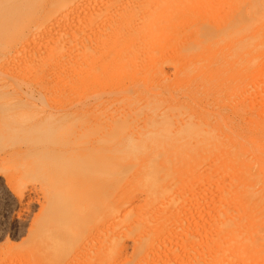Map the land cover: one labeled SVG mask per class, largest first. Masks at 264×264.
<instances>
[{
  "label": "bare ground",
  "instance_id": "bare-ground-1",
  "mask_svg": "<svg viewBox=\"0 0 264 264\" xmlns=\"http://www.w3.org/2000/svg\"><path fill=\"white\" fill-rule=\"evenodd\" d=\"M81 1H83V0H80L79 2L77 1V3H76V0H0V40L5 39L7 34L9 37L13 36V35L15 36V32H19L18 30L22 31V33L19 32L22 37L24 34L25 35L26 34L32 35L33 33L36 34V32H38L37 29H39V28L44 29V26H45L44 23L46 21H48L49 19L51 20V17L53 19V16L54 17L58 16V15L62 16L60 13H64V12H65L64 14L68 13L67 11L70 10V8H72L75 3L78 4L77 5L78 7L82 6L79 3H83L84 1L83 2H81ZM120 1H122V0H120ZM255 1L257 3V0H255ZM260 1L261 2L263 1L262 4H264V0H260ZM260 1L258 0V6H261ZM73 2H75V3L72 4ZM151 2H152V0L149 1V3L147 0V4H150ZM132 3H133L132 7H134V8L138 4L137 0L136 1L133 0ZM256 3L253 1L252 4L253 5L255 4V7L253 5L250 6V8L254 7L253 8L254 10L252 8L250 9L251 11H253V13L256 11L255 9H257ZM259 3H260V5H259ZM70 4L72 5V7L67 9V6ZM75 5H74V7H75ZM110 5L111 4H109V6ZM145 5H146V3H145ZM174 5L172 8L170 6L168 8V10L171 8L170 10L172 11V9H173V11H174L175 8L178 7L176 5H175L176 7H174ZM77 6L75 7L76 11L81 10L83 8L82 11H83V14H85V11H86V10L84 11L85 7L83 6L82 8L79 7L80 9H77ZM151 6H153V4L146 6L148 8V11L152 10V12L156 13L155 10L153 9V7H151ZM263 7H261V8H263ZM64 8H66V10H64ZM109 8L110 7L106 6L107 10ZM147 8H146V10H147ZM261 8L258 10L262 11ZM116 9H117L118 15L122 16V14H123L122 10L124 11V9H122L121 7H116ZM176 9L178 10L179 7ZM63 10H64V12H62ZM74 10H73V12H75ZM146 10L144 9L143 11L146 12ZM70 11H72V10H70ZM134 11H136V9ZM230 11H228V10L224 11L223 10V12H227V13H225V14L222 13L223 15L220 14L221 17H219V19H220L221 23L224 24V22L228 19L226 17H229L228 14L229 15L231 14V13H229ZM242 11L244 13L243 16L244 17H245V15L247 16V12L245 14L244 10H242ZM81 12L79 13V11H78L77 13L81 14ZM126 12H127V10H126ZM174 12H172L173 15H176V13L178 11L176 12V10H175ZM258 13L255 12L253 16H255V14L258 15ZM261 13L264 14V10ZM261 13H259L260 16H261ZM64 14H63V16L66 17V15H64ZM70 14L71 13H69V15ZM101 14H103V13H100V15ZM150 14L152 15V13H150ZM248 14H250V16H251V13L248 12ZM134 15L131 17L133 18ZM137 15H135L137 19L134 17L133 21L130 18V23L136 22V24H137L139 22L140 23L142 22V21L137 22L138 17H139ZM59 16L57 17L59 20H60V18H63V16L60 18H59ZM84 16L85 15L82 16V14H81L80 18L82 17L84 20ZM154 16H155V14H154ZM240 16H242V15H240ZM243 16L241 17V19L237 18L238 20L235 18L236 19V21L234 22L235 24L233 23V25L230 26L232 28H230V27L226 28L224 35H223L224 37L226 36L229 38L231 36V38H233V40H235V38L237 39V37H238L236 35V33L239 35V37L241 35L240 32L243 33L245 31H246L247 35L248 34L250 35L249 40H248L250 43L247 41V43H248L247 47H246V45L243 46V44H241L242 42L240 43V41L242 39H243V42L246 43V41H244V40L248 39L247 38L248 36L246 37L245 34H243V36L241 35V37H243L242 39L240 38L241 40L238 38V41L236 40L237 42L234 41L235 45L233 44L234 46L232 45L233 46L232 48H234L233 50L235 51V53L232 49H231L232 51H229V52H233L232 56L236 57V59H238V60L240 59L239 57H237L238 55L239 56L243 55L245 57L240 56L241 57L240 60H242V61L237 60L238 62L237 61L234 62V65L230 68L223 66V65L217 66V63H216L217 61L212 62V58H213L212 53L213 52H211V51H213V49H212L213 39L215 38V35L217 34L216 30L218 29L217 28L218 26L215 28V26L213 25V28L210 31L205 30L203 28H199L197 31L195 30L194 37L191 40H187L188 39L187 38L186 39L187 41L185 40L186 41L185 45H182V44H184V42L181 43V46H182L181 51H180L181 55H179L178 58L180 57V62H183V63L185 62V63L182 65V68H180L179 74L181 75V73H182V74H186L188 76H193L194 80H198L200 82V89H201L200 93H191L189 91H185V92L189 93V95L192 98V103H189V102H191V99H190V97L188 98V99H190L188 101L189 104L188 103L183 104L182 102L178 101V99H177L178 96L176 94L173 95L172 97L168 98V99H164L162 97L163 94L161 93V91L159 92V89H158V93H153V91H151V92L149 91V88L156 90L154 85H156L157 83L159 85L166 78L165 77L166 75L164 76L166 71L163 72L162 69L160 68V65L162 62L160 63V65H158L159 67L156 65V67L158 68L159 71L161 69L160 73L156 69L154 72V74H156V72H158L159 75L163 74L160 76L162 79L159 76L156 79L157 74L155 75L156 77L153 74L155 79L153 78L154 80H151L152 79L151 78L150 79L151 82L148 81L149 78L148 79L146 78L147 80L144 79L145 77H147L148 75L153 73L154 70L152 71V69L155 68V64H158L155 62L156 60H158L157 59L158 54H160L161 52L163 53L165 51L166 47L168 46V44L171 45L174 43V42L173 43H167V42H169L170 39H171V42H172V40L175 41L176 39H174V38H176L178 36L177 35L173 38V36H174V35H172L173 33L172 32L169 33L171 30L173 31V28H171V30H169L170 25L172 24L171 27H173V25L176 24V22H177L174 17H172L173 19H171V22L168 24H166L167 22H165V23L160 22L157 24V23H155V21H153V22L151 21L150 23L146 22L148 24L144 23V26L141 25V24H143V22L141 24L139 23L141 26L140 27V26H137L139 24L136 25L134 23L133 30L131 28H128L129 24L128 25L125 24V25H123L124 27H122V26L120 27V26H118L119 24L113 25L110 23L109 24L110 26L108 25L105 30L100 29L101 31L105 32V33L103 32L104 33L103 35H105V37H106L103 40L102 44H100V46L102 47V50L100 49V46L97 43L98 41H96L95 39H94L95 43L93 42V45L95 44L94 46L92 44L89 45L88 43L85 44V41L86 42L89 41L87 38L90 36L92 31H91V29L87 30L85 27V24L82 23L83 20H81L80 23H82L84 26L83 25H80V26H83L84 28L81 27L83 31L80 32V34H79V32L76 33L78 35L73 33L75 37H69V35L73 36L72 33H69V35L66 34V35H68V37L70 39L65 38V34H64V37L60 38L61 42H60V39L58 42H56V43H59V42L61 43V46H59L60 43L58 45L59 51H62L63 48H67V46L62 47L65 44L67 45V43H66V42H68L67 39L69 41H71L73 45L75 43V45L79 47V49L77 48L78 50H76L77 53L80 52L77 57L75 56L77 59L74 57V53L76 55V52L74 50H71L73 57L69 53L70 49L73 46V45L70 46L69 42H68V48H67L69 50L68 53H67V51L65 54L63 53L65 51V49H63L62 52L57 51L56 50L57 47H55V45L53 43L54 48H53V51L51 53L52 56L49 55L50 58H49V56L45 57L46 55H48V54H46L47 52L45 53L46 54L45 56L43 54L44 52H40L41 54L40 53L38 54L39 55L38 59L41 61V62H39L40 64H45V65L48 64V66H49L51 63V65H54V67L51 65L49 66V68L53 67L51 69L52 71L49 74L51 79H54V77H52V74H53V76L54 75L56 76V74H59V67L57 68L58 72L56 71L57 69L55 68V66H58L59 64H54V63H58L59 59L60 60L62 59L61 61L64 60V61H66L65 62L66 64H69L68 67L69 66L70 67H69V69L67 68L68 70L71 71V72L69 71V76L73 75L71 73H72V71H74L75 72V73L73 72L74 75L76 74L75 76L77 78H79L80 77V76L78 77V75L80 74L79 70H80V72L87 70L89 75H91V74L93 75L92 77L95 78V80L92 79L91 84H89V82H88V85L83 84V86H82V84H81L82 88L81 87L78 88V89H81L78 91L82 92L81 93L82 95L80 94V96H81V98H79L80 100L82 99V96L84 95L83 97H86V99H88V97L91 98L93 96V98L94 97L98 98L97 101H100L99 99L101 98L102 95H104V93H103L104 90H102L103 84H105V83L107 84V80H110L112 77L114 79V82H113L114 85H112L113 88L112 87L110 88V92L115 93L116 98L114 99L115 101L112 103L113 106H112V104L110 105V103L112 101L104 98V96L102 97L103 100L105 99L104 102L100 101L99 104L97 103L98 105H96L97 101L95 99H94L95 104L93 103V106H92L91 102L88 100L90 105L92 107H94V110L96 109V111L98 112V116H96V119H93L94 117L92 114H88L87 109L90 107L89 105H88L87 109L86 108L84 109L82 107V105L84 104V101L86 100L85 98H84L85 100L83 99V101H82L83 104H81V106H79V107H82V109L79 110V108H77V105H79V104H77L75 106L77 108V110H79V111H75L76 108H74V105L72 104V102L69 103L68 99H66L68 102H65L64 100H62L63 98L61 99V97L63 95L62 96H60V94L57 95L58 91L62 90V89H60L61 86L59 87V90L57 89L58 88L57 86H59V85L55 86V88L57 87L56 90H58V91H56L53 86H52L53 90L50 89L52 92L50 94L52 96L50 99L51 102H49V103L55 104V105L49 104L50 111H47V110L41 111L39 109V107H42V106L41 105L38 106L37 104L32 102L34 99L33 100L30 99L31 103H29V100L27 99L28 102L27 101H20L21 103L18 102V105H16V106L20 107L21 106L20 104H22V102L25 103V105L27 102L29 104L26 105V110L23 109L25 107L24 104H22L23 107L21 106L20 108L14 106L15 104H13V106L15 108L12 105L11 106L7 105L4 107L3 105H6V104L1 102V100H0V104H1L0 108L6 109V111H1L3 109H0V118L2 119V120L0 119V123H1V125H0V139L2 140V138L4 136L6 137V134H8L7 138L9 139V140H4V138H5L4 137L3 140L0 141V172H5V174H6V177H4L5 178V184H7V186L9 187V191L11 192V194L13 193V197L20 203L24 199H26L25 198L26 196H30V195L34 196V194H32V193L34 191H36L37 187H39L41 190V198L42 199H40V200H42V201L39 203L40 204L39 205L40 206L39 214L37 215L36 220L33 219L34 221L37 222V224H35L36 226L34 227L36 229L35 230H33L34 228L32 229V232L30 233V235H32V236H30L29 237L30 239L28 238V241H27V243H29V245L27 244L29 249H27V248L26 249L29 251V253H28V251L26 252V250H25V252L28 253V254H26V255H28V257L32 255L30 258H33L32 259L33 264H38V263L56 264L58 261V256L64 248H66V247L71 248L70 244L73 245V243H75V242L78 243V241H80V240L86 238L88 235H90L92 233V231H95L96 229L99 230L101 221H103L104 219H107V218L114 219L113 223L121 221L120 222L121 225L123 223H124L123 225H125V223L130 224L133 220L134 215H133V213H131L130 210L124 211L122 209V207L125 206V203H122L123 189H125L129 186H132L135 189H137L138 187H141L145 191L144 192V200L146 199L148 201L152 197L153 194L160 193V192L164 191V189H165V187H163L164 183L170 181L171 179H173L175 177L176 173L178 172V165L180 164V162L184 163L185 165L187 164V166H189L188 164L191 163L190 160L194 157V155L195 156H201V155L207 156L208 150L213 153V157L215 158L216 161H218L217 159H219L216 156L217 154L219 157L222 158L221 152H223V154L225 156H227V153H225V152L226 151L228 152V149L230 150L232 147L228 148V146L230 145V144H228L227 146H225V148L227 147L228 149L226 148V150L222 151L224 149L223 145H226V144H224V141H222V140H227L226 142L230 143L232 138L229 137V140L230 139L231 140L230 141L228 140V135H229L228 132H231L232 128L230 127L228 129L229 130V131H227L228 134L227 133L224 134V136L225 135L227 136L226 137L227 139L225 138V139L220 140V135L223 136V134H221V133H223L226 130L224 125H227V123L221 125V126H224V128H225V130L223 131V129H221L222 127L220 126V124L222 123V122H220L221 119L219 117V114H217L220 109L218 110V108H217V110H216L217 115L213 114V112H211L215 117L217 116L214 119L217 120L216 124L218 123L217 125H219L218 128L221 127L220 129L216 128L215 123L212 124L213 122H215V120L213 121L212 120L213 118L210 119V117H214L211 113H209V112L207 113L204 110V112H206L207 114L203 113L204 116H202L200 114L201 116L198 115V117H197L198 113H196V111L199 110V108H201L198 105L199 99H201L200 94H202V97H203V94H207V95L212 96L214 94V92H212V91L218 90L216 92H219L220 95H218L219 93L218 94L216 93V95L221 97L222 94H221L219 89H221V91H223L222 89L225 88L228 85V83H230L231 86L228 85L227 89H230L232 86L234 88L235 86L238 85V84L232 85L234 82L235 83L237 82V81H234V80H236V78L233 75L232 76L234 79L231 78L232 76L230 77L231 80H233V82H230L231 80L229 81L230 78L228 79V77H229L230 71L233 70L235 67L238 68L239 66L243 65V63L245 64V62H248L250 59H254V58H249V57L246 59V57L249 55H247V53L245 55L244 52H246L248 50L247 51L248 53L249 52L252 53L254 50H256V48H258L257 43H256L257 41L255 42L257 37L254 38V36H256L255 35L256 31L253 32L254 33V34H252L253 36H251V33H249L248 31H250L253 28L251 26L256 25L257 21H259V20H257V19H259L258 18L259 16L257 18L255 17L256 20H254L255 18L253 16L249 18L248 17L249 15L247 16L248 19H247V17H245L246 18V20H245V19H242ZM235 17H236V14H235ZM66 18H68V17H66ZM141 18H139V19L142 20ZM143 19L145 20V18H143ZM250 19H251V23H253V24L250 25V27H249V24H251V23L248 20H250ZM252 19L254 20V22H252ZM51 21H54V20H51ZM78 21H80V19ZM255 21H256V23H255ZM128 22H126V23H128ZM52 24H53L52 27H54V26L56 27V25H55L56 23L55 24L52 23ZM164 25H166V26H164ZM167 25L169 27H167ZM94 26H97V25L95 24ZM130 26L133 27V25H131V24H130ZM164 27L166 28V30L164 29ZM248 28H251V29L248 30ZM34 31H36V32H34ZM162 31H164V32L162 33ZM31 32H33V33H31ZM94 32H96V31L93 30L91 36L93 35ZM257 32L259 33V34L256 33L257 36L262 35V34H260L261 30L258 31V29H257ZM51 33H52V31H51ZM161 34H163V38H162ZM168 34H169V36H168ZM234 34L236 36H234ZM44 35H45V33H44ZM62 35H63V33H62ZM94 35H93V37H94ZM125 35L129 38H127ZM166 36H168V41L164 42L163 39H164V37H165V39H167ZM170 36H172V37L170 38ZM93 37H92V39H93ZM125 37L127 38V40L130 39L126 43H124ZM179 37L180 36H178L177 38H178V41L180 42L182 40V38L180 40ZM186 37H188V36H186ZM216 37H217V35H216ZM12 38H14V37H12ZM24 38L25 37H23V39ZM34 38H35V36H34ZM44 38H45V36H44ZM64 38L66 41L65 43L62 42L64 40ZM89 38H91V37H89ZM160 38H161V40H160ZM45 39H49V41H50V38H45ZM45 39L44 40L42 39V40H43V42L45 41V44H47L48 42H46ZM145 39L147 41L146 43L148 45H150L151 48H149L148 45L147 46L145 45ZM42 40H41V42H42ZM250 40H252V42ZM92 41L93 40H91V42ZM253 41L256 43L255 44L256 47L254 45H252L254 43ZM162 42H164V44ZM35 43H37V42H35ZM50 43H52V40ZM155 43H158V44L160 43L161 46L160 45L159 46H160V48L162 47L161 49L163 50V51L159 50L160 53H158V54L156 53L157 57L153 53V52H155L154 50L159 48V47L156 48L157 44H155ZM161 43L164 46L166 45L165 43H167L166 47L163 48L164 46H162ZM176 43H177V41H176ZM1 44H2V42L0 43V55L5 51L4 50L5 47H1ZM27 44H28V42H27ZM39 44H40V42H39ZM87 44L89 46H87ZM142 44H144L146 46V48L148 47V51H150V49L152 50V51H150L151 53L148 55L149 58L144 59L145 61L146 60L148 61L147 63H149V59H151V57H152V59L150 60L151 64L148 67V66H145L147 64H145V62H144V63H142L141 66H143L145 64L144 65L145 67L143 66V68H142L138 64L141 67V69L136 71V68L137 67L139 68L138 65L134 68L135 71H134V69H132L134 77H132L131 79L132 80L134 79V83L132 84L133 86L130 83L131 87H127V86H125V84L123 82V78L127 75L129 77L130 74H131L130 76H133V75H132V71H131L130 67H128L129 69H127L126 68L127 65H125V63H124V62H126L125 54L127 55V52H130V55H132L133 58L134 57L136 58L138 56V54L140 53L139 52L140 47H144V46H142ZM177 44H178V46H180L179 45L180 43H177ZM177 44L176 45L173 44V45L176 47ZM23 45L26 46V44H22L23 48H24ZM75 45L73 46V48L76 47ZM96 45L99 47L95 48ZM104 45H105V48L108 46L107 47L108 50L112 49L111 53L109 55V58H106L107 55L106 56L104 55V51H103V50H105V49H103ZM250 45L253 46L254 50H251ZM258 46H259V44H258ZM61 47H62V49H61ZM69 47H71V48L69 49ZM83 48H84V50H83ZM97 48H98V50L99 49L100 50L95 52V50H97ZM172 48H174V47H172ZM209 48H211L212 50L210 51ZM54 50H56L58 52V54L60 53L61 56L58 55L57 52H54ZM206 50L209 53L211 52V54H209L207 52L209 57L204 54V53H206ZM73 51H74V53H73ZM100 51L101 52L103 51L102 52L103 54H101ZM156 51L158 52V49ZM238 51H241L244 54L243 53L240 54V52H239V54L236 53ZM97 52H99V53H97ZM107 52H109V51H107ZM107 52H106V54H107ZM162 53L159 56L163 55L165 57L164 53L163 54ZM200 54H203V55L200 57ZM235 54H236V56H235ZM56 55L58 57H55ZM191 55H195V56L192 57ZM223 55H225V54H223ZM229 55L231 56V53ZM146 56L147 55H145V57ZM190 56L192 59L196 60V62L194 60L193 61L191 60L194 63H189V62H191V61H189L191 59V58H189ZM197 56L199 59L198 61H197V59H195V57L197 58ZM205 56L208 57V60L206 59ZM210 56H212V58ZM143 57H144V55H143ZM85 58L88 59L87 63H89V64L91 63L90 65L88 64L90 67H87V68L85 67V64H86L85 62L87 60V59L85 60ZM161 58L162 57L159 58V62H160ZM178 58L176 57L175 60L177 59L179 62ZM242 58L246 59V60L243 61ZM49 59L50 60L52 59L51 62L48 61ZM255 59H256V57H255ZM75 60H76L77 64H74V65H76V67L78 65L79 66L81 65V69L79 66L76 69H74L75 67H73L72 62H75ZM83 60H85V61L83 62ZM162 60L165 61L168 59L163 58V59H161V61ZM127 61H128V59H127ZM208 61H209V63L210 62L211 63L209 64ZM105 62H106V64H108L107 66L115 68V71H114V69H113V72L111 71V74L113 73L112 76L109 73L110 70L108 72L105 69V66L103 65ZM141 62H142V60H141ZM249 62H252V61H249ZM256 62H257V60H256ZM82 63H84V68L82 67L83 66ZM100 63H102L101 65H103L104 68L100 67ZM126 63H128V62H126ZM152 63L154 64V67L152 66L153 68L151 67ZM123 64H124V67H123ZM109 67H108V69H109ZM116 67H118V68H116ZM78 68H79V70H77ZM53 69H55L54 71H56V73L53 71ZM68 70L66 72V75L68 73ZM52 72H54L55 74ZM77 73H79V74H77ZM49 75H48V77H49ZM74 75L72 77L75 80L76 77ZM94 75L95 76L97 75V77H95ZM135 75H136V77H135ZM57 76H56V81H59V82L58 83L56 82L55 84L60 83V75H57ZM82 76L83 75L81 73V78H82ZM110 76H111V78L109 79ZM151 76H152V74H151ZM44 77L47 78L46 76H43L42 78L41 77L40 78L43 79ZM68 77L65 76L66 80L64 79L65 80L64 83H66V84L68 82L70 83V79H71V84L70 85L67 84V86L71 87L72 82H73V86H75L74 84H76L75 83L76 81H74L72 79V77H70V79ZM107 77H108V79H107ZM57 78L59 80H57ZM159 78L162 81L159 80ZM79 79H77V81ZM61 80L63 81V78ZM80 80H83V79H80ZM80 80H79V83H81V82L85 83V81H80ZM93 80H94V82H92ZM132 80H130V81H132ZM40 81H41V83H43L42 81H44V80H40ZM52 81H51V83H52V85H54L53 82L55 80L53 82ZM152 81H153L154 85L151 87L149 85L152 83ZM154 81L156 82V84ZM204 81H205V83H204ZM16 82H18V80ZM163 82H165V81H163ZM163 82L161 84H163ZM226 82H228V83H226ZM243 83H244V81H243ZM243 83L240 85L242 86L245 84V83L244 84ZM161 84L159 86H161ZM50 85H49V87H50ZM64 86H65V84L62 87L64 88ZM244 86H242V88H244V91H245L246 89ZM156 87H157V85H156ZM240 87H239V89H240ZM38 88L42 89V87H40V86ZM103 88H105V86ZM161 88L165 89L166 87L164 88L163 86H161ZM152 89H150V90H152ZM240 90H239V92H240ZM60 91H59V93H61ZM63 91L65 92L67 90H63ZM63 91L61 94H63ZM141 91H144V92H141ZM162 91H164V90H162ZM70 92H72V94ZM138 92H140L141 94H139ZM185 92L183 94H185ZM211 92L213 93L212 95H211ZM224 92H225V90H224ZM39 93L40 94H37L38 97H35L36 98L35 102L37 100L40 101L42 104L45 101L48 102L47 100H48L49 96H47L45 92L43 93V91H41ZM68 93H70V94L67 96L75 98L74 96H72L75 93L74 90L68 91ZM136 93L141 96V98L139 96H137L140 99H137L136 96H134ZM115 94H114V96H115ZM78 95L75 93L76 97ZM90 95H91V97H90ZM142 95H143V97H142ZM214 95H213V97H211L212 99L213 98L215 99L216 96L214 97ZM257 95H255L254 97H257ZM34 96L35 95H33V98H34ZM57 96H60L62 103L64 101L63 105H66V103L68 104L66 106L67 108H65L66 114H62V116H58L56 114L57 108H58ZM218 96H217V98H218ZM46 97H48V98L46 99ZM186 97H188V95ZM29 98H32V97L30 96ZM217 98L215 100L213 99L212 101H210L211 103L208 101H207V103L212 104L213 101H217ZM221 99H222V97H221ZM221 99L219 98L220 101H221ZM74 100L76 101L78 99H74ZM106 100L108 102L111 101L110 103H108L109 105L107 104V106L104 105ZM219 100H218L219 103L213 102V104L211 106H213L214 104L215 105L217 104V106L221 103L225 104V101H226L225 99H223L224 100L223 102L222 101L220 102ZM177 101H178V103H177ZM87 102L85 105H87ZM115 102L117 103L116 107H114ZM118 104H121V106L120 105L118 106ZM94 105H96V107ZM9 106H10V108L11 107L14 109L18 108L20 110L15 111L12 108H11L12 110L10 108H9L10 109L9 110V109H7V107H9ZM197 106L199 107L198 109H196ZM207 106H209V105H207ZM207 106L204 105L203 107L206 108ZM193 109H196V111ZM94 110H92V111H94ZM202 110H199V113H202L203 112ZM192 111L194 112L193 114L191 113ZM221 113H224L223 110L221 111ZM194 114H196V115H194ZM19 119H21V120H19ZM253 119H252V121L251 120H248V121H251L252 123H250V124H253V126L255 127V125L257 124L256 123L257 120H255V118H253ZM230 124H232V122H230ZM213 125H215V127ZM229 125H227V126L229 127ZM231 126L234 127L235 124H233ZM248 126H251V125L248 124ZM236 128L237 127H235V129ZM216 129L219 130V131H217V134L215 131ZM221 130H222V132H220ZM233 132L235 133L236 131L234 130L230 133L231 137H232ZM238 132L235 133V134H238L237 135L238 137L236 136L238 139L233 136V140H232L234 142V140L237 139V141H235L236 145H237L238 140L240 141V138L242 137V135H241L242 133L240 132L241 136H239ZM10 135H11V137H10ZM7 138H5V139H7ZM242 141L238 142L240 144V145L238 144V146H240L239 148L244 150V148H246V147H245V145H243L244 148L242 147V144H241ZM244 143H245V141H243V144ZM235 144L234 143L232 144L233 148L237 147V146L234 147ZM245 144H247V142ZM212 147H213V149H211ZM249 149H250L249 146H247L246 151H243L244 154H242L241 157H243L244 155L246 156L247 150L249 152ZM237 150H238V148H237ZM242 150L238 151V156L236 155L237 153L234 149L230 150V152L233 151L234 155L240 158L239 153H241ZM261 150H263V149H261ZM219 153H221V154H219ZM250 154L251 153H249V155ZM257 154L259 155L260 153H257ZM234 155L232 153V156H234ZM249 155L247 154V156H249ZM228 156H229V159L226 160L228 163L227 166H230V167L233 166L234 168H236L237 165L239 164L238 163L239 160L237 161V163H235L234 162L235 160H233L234 158L230 157V154H228ZM251 157H253V156H251ZM231 158H232V160H231ZM235 159L237 160V158H235ZM243 159L244 158H242L240 161L242 162ZM229 160L231 162H234L235 164H237L236 167H235V165H232L233 163L229 164V162H230ZM245 161H247V157H246ZM250 162L252 163L251 160H250ZM247 163H249V161L245 162L244 164H247ZM251 163L248 165H251ZM255 163H257V161ZM255 165H257V164H255ZM258 165H260V164H258ZM242 166H243L242 163H240V165L238 166L239 168H236V169L242 170L243 169ZM244 166L246 167L247 165H244ZM262 166L263 165H261L260 168ZM5 167L8 168L7 170H9V169L10 170L14 169V170H13V172H10V171L7 172V170L6 171L4 170ZM191 167H192V163L190 164V168H188V169H191ZM248 167H250V166H248ZM248 167H246V168L248 169ZM247 169H244V170L246 171ZM254 169H255V167H254ZM253 170L252 171L249 170L248 172H251L249 174H252V173H255L256 171H258V169L254 170L255 172ZM261 171L262 170H260L259 171L260 173L259 172L258 173L261 174ZM248 172L246 171L244 174H248ZM258 173L256 172L254 175H256ZM229 174L226 175V179H224L225 181L223 183V187H220L221 189L219 188L218 190H222V191L226 190L227 187H230L229 186L230 181H231V184L234 183L233 178H231V180L229 179V177H231V176H229ZM259 174L257 175V177H259ZM248 175L246 178H248L249 184H253L252 186H254L255 185L254 182H256L255 176L252 177V176H250V175L248 176ZM262 175H264V171H263ZM227 176H228V178H227ZM249 177L253 178L254 182L251 181V179ZM261 177H259L260 180H261ZM260 180L257 179L258 182H256L258 189H257V186L256 187L254 186V188H256V189H254L252 186H251V188H253V189L249 188V185L247 184L248 183L247 182L246 185H248V186L244 187V188L247 187V189L241 190L242 192L244 191L243 195H241V196L245 197V201L243 202V201H241V199H240V201H238L239 200L238 199V200H236V203L239 204V203L243 202V204H244L247 200L246 199L247 196L249 198L255 197V195H257L259 192L258 191L260 189L259 187H261V185L260 186L258 185ZM33 181L36 182V183L35 182L34 183L37 184V187L31 186V184L34 185L32 183ZM250 182H252V183H250ZM27 185H29L31 187H28ZM262 188H264V187H262ZM262 188L260 190H262ZM239 193L241 194V192H239ZM37 194H39V193H36V196L38 197L39 195H37ZM251 195H253V196H251ZM241 196H238V197L241 198ZM39 197H38V199H39ZM258 197H259L260 203H262L261 205H263V207H264V195L262 197L261 196H258ZM27 198H29V197H27ZM233 198H235V195ZM256 199H257V197H255V200ZM255 200L250 199V203L254 202ZM259 200H256V204L252 203L254 205H257L256 206L257 208H259L261 206V205L257 204V203H259ZM11 202H12V200H11ZM232 203H233L232 206L233 205L235 206V204H234L235 201ZM246 203H248V202H246ZM254 205H252V206H254ZM248 206H241V208H242V210L245 211ZM252 206H249L248 210L254 209V207H252ZM239 208H240V206H239ZM121 210H123L124 212L122 211V213H121ZM261 210H262L261 212L264 214L263 208ZM208 212H211V210H209ZM120 213H121V215H120ZM242 213L244 214V212H242ZM262 213H261V215H259V216H261V217H259V221L262 220V221H260L261 224L264 221V215ZM227 214H228V212L226 213V215ZM225 216L224 217L221 216V217L224 218L223 221L226 223L227 219L229 218L228 217L229 215L226 216V218H225ZM243 217L245 218L246 216H243ZM115 218H116V221H115ZM223 221L221 219V222H223ZM127 224H126V226H127ZM223 224L224 223H221L220 226ZM242 224H243L242 227L246 228L244 226L245 223H242ZM118 226H119V224H118ZM220 226H219V228H221ZM253 226H255V225H252L251 226L252 228L250 227L251 232H249V229H247V228L245 230H243L244 228L240 227V229H242V231H245L246 234L248 232L249 233L254 232L253 234L255 236L253 234H251V235L247 234V235L255 237V239L257 237L256 240L254 239V241H252L253 237H249V236L246 237L245 232L243 233L242 231H240L239 228H237V229L231 228L230 231L231 232L233 231L232 233L229 231L228 228H226L227 229L226 231H222L220 229L219 231L224 232V233H221V232L219 233V231H218L217 237L219 235V238L216 237V239H217L216 241H218V240H222V241H218L219 245H217L216 241H215V246L216 245L218 247L220 246L221 251L219 250V248H216L215 250L216 251L218 250V252L220 254L221 253L225 254V252H226V251L223 252L222 248H224V250H227V251L229 249L231 252L234 250L243 252L246 249V246H248L247 244L249 243V245L252 244V246L253 245L256 246L255 248H257V249H255V248L254 249L257 250V252H258V250L260 251L261 249L264 251V248H262L260 245L261 243H263L262 246H264V225L263 226L256 225L255 227H253ZM256 227H257V230L252 231V229H256ZM261 227H262V229H261ZM238 229L240 232L237 231ZM225 232H227V233H225ZM255 232H257V235ZM234 233H235V236H234ZM238 233L239 234L243 233L244 234L243 236L247 239V241L242 236V238H243V240L241 241L242 243L239 242L240 239L238 240V238H239ZM98 234H100V233H98ZM221 234L222 235L225 234L222 239L220 238ZM236 234H238L237 235L238 238H236ZM116 236L117 235L111 236V238L109 239L110 243H112L116 240V238H117ZM232 236L234 238H232ZM248 237H249V239L251 238L250 239L251 243L248 241L249 240ZM102 238H103V240L106 239V238L104 239V237H102ZM240 238H241V236H240ZM259 245L261 248L259 247ZM258 247H259V249H258ZM83 252H86V251H83ZM67 254H65V257ZM79 254H81V253H79ZM34 259H36V260H34ZM77 259L78 258H75V260H77ZM79 259H80V256H79ZM89 259H93V258H89Z\"/></svg>",
  "mask_w": 264,
  "mask_h": 264
},
{
  "label": "rangeland",
  "instance_id": "rangeland-1",
  "mask_svg": "<svg viewBox=\"0 0 264 264\" xmlns=\"http://www.w3.org/2000/svg\"><path fill=\"white\" fill-rule=\"evenodd\" d=\"M77 1L79 2L80 0H76V3H77ZM83 1H81L83 3H79L80 5H82L79 7H81V8L83 6L85 7L84 8V11L86 10L85 14H83V11H82L83 8L81 10L76 11L75 7L78 4L73 2L72 4H74V3L76 4V5L74 4L75 7L73 5L74 8L72 7L71 4L67 6V9L72 7V8H70V10H72V11L68 10L67 11L68 13L64 14L65 13L64 10H66V8H64V10L62 11L64 13H60L62 16L64 14L68 18H66L64 16H63V18H60L62 16L58 15L60 18V20H59L57 18L58 16H55L57 19L53 16V19L51 17V20H54V21H51L49 19L50 21L48 20L44 23L45 24L44 29L43 28L37 29V31L39 33L34 31V32H36V34L33 32H31V33H33L32 35L26 34L27 35L26 36L24 34L25 36L23 35V37H25V38L23 39V37L20 34V33H22V31L18 30L20 33L15 32V36L13 35V36L9 37L7 34L5 39L0 40V43L2 42L1 47H5V49H4L5 51L0 55V100L4 104H6V105L2 104L4 107L7 105L13 106V104H15L14 106H16V105H18V102H20V101H27L28 102V100H29V103H31L30 101L34 99L32 102H34L38 106L39 105L42 106V107H39V109L41 111H44V110L50 111L49 104L55 105L53 103H49V102H51L50 99L52 96L50 94V93H52L50 89L53 90V87L55 88L56 85H59V86H57L58 88L57 87L56 88L59 90V87L61 86L60 89H62V90L61 91L59 90L61 93L63 90H67L65 92L63 91V94H61L55 88V90L58 91L57 95H59V94H60V96L63 95L61 97V99L63 98L62 100H64L65 102H68L66 100V99H68L69 103L72 102V104L74 105V108H76L75 106L77 104H79V105H77V108H79V110L82 109V107L84 109L85 108L87 109L88 105H89L90 107L87 109L88 110L87 112H88V114L93 115V117H94L93 119H96V116H98V112L96 111V109L94 110V107H92V106H93V103L95 102L94 99L97 101L98 98H96V97L93 98V96L91 97V95H90L91 98L88 97V99H86V97H83L84 96L83 95L82 99L80 100L79 98H81L80 94L82 92L78 91V90H81L78 88H80V87L82 88L83 84L88 85V82H89V84H91L92 79L95 80V78L92 77L93 75L92 74L89 75L87 70L80 72V70L78 68L77 70H79V73H80V74L77 73V74H79L78 77L80 76L79 78L83 79V80H80L79 78H77L75 76L76 74L74 75L75 72L72 71L71 74H73L77 79H79L80 81H85V83L84 82L79 83V80L77 81L76 78L74 80V78L72 77L73 75L69 76V71H70V70H68L70 67V66L68 67L69 64H66L65 63L66 61H64V60L61 61L62 59L61 60L59 59V62L57 61L58 63H54V64H59L58 66H55V68L57 69L59 67V74H56V76L60 75V83L55 84L56 82L58 83L59 81H56V76L55 75L53 76L52 73H54V72L56 73V71L58 72V69L56 71H54L55 69H53L54 72H52L51 74H52V77H54V79H51L49 74L52 71L51 69L54 67V65H51V63H50V65L53 67L49 68L50 65L48 66V64H47L48 62L46 63L47 65L40 64L39 62H41V61L38 59L39 58L38 54L40 52H44L43 53L44 56L46 54H48L45 56V57H48L49 55H51L53 48H54V45H55V47H57V49L56 48L55 49L57 51H59L58 45L61 42L60 38H63L64 34H65V38H68V39H70L69 37H75L73 33L76 34L79 32V34H80V32L83 31L81 28L84 26L83 24H85V27L87 30L91 29L92 32H93V30L96 31L93 33V35L95 34L94 37H93V35L91 36V34H92V32H91V34L89 36L91 38L88 37L87 39L89 41L88 42L85 41V44L88 43L89 45H91V44L93 45V42L95 43V41H94V39H95L96 41H98L97 43L100 46V44H102L103 40L106 38L105 35H103L105 32L101 31V30H103V29L105 30L106 27L110 23L113 25L119 24L118 26H120V27L121 26L124 27L123 25L129 24V27L128 26L127 27L131 28L133 30L134 23L136 24V22L130 23V18L133 21L134 17L136 18L135 15H137V14H138L137 16H139L137 22L142 21L143 24H141L142 22L141 23L139 22L142 26H144V23H146V22L150 23L151 21L152 22L155 21V23H157V24L160 22H162V23L167 22L166 24H168L171 22V19H173L172 17H174L175 20L177 21L176 24L173 25V27H171L172 24L170 25L169 30H171V28H173V31L171 30L169 33H171V32L173 33L172 34V35H174L173 38L177 35L180 36L179 38H180V40L182 38V40L179 42L178 38H177L178 36H177L176 38H174L176 40L175 41L172 40V42H171L170 38L172 36H170V38H169L170 41L167 42L169 34H168V36H166L167 39H165V37H164L163 40H164V42H167V43H173L174 42L173 43L174 45H176L177 43H180L179 44L180 46H178V44H177L178 47L177 46L175 47L173 44H171V45L168 44V46L166 47L167 43H165L166 45L164 46L163 45L164 42H162L163 44L162 43L161 44H162V46H164L163 48L166 47L165 51L163 52L165 55V57H164L163 55L159 56L162 53V52L161 53L159 52V50H162L161 49L162 47L160 48V46H161L160 43L159 44L155 43V44H157L156 48L157 47L160 48V49L157 48L158 52L156 51L157 49L154 50L155 52H153V53L155 54V56L158 53H160V54H158L159 58L162 57L161 59L165 58L168 60H165V61L162 60L161 61V59H160V62H159V58L156 56L158 60H156L155 58L154 59L156 60L155 62L158 64H155V68L152 69V71L154 70L153 73H151L152 76L150 74L147 77H145V78L143 77V78L144 79L149 78L148 81L151 82V80L155 79L156 74H157L156 79L158 78V76L160 77L161 75H163V74L159 75L161 69L163 72L166 71L164 74V76L166 75L165 76L166 78L163 80L165 82H163L161 80L162 79L161 77H160L161 79L159 78V80H161L163 82V84H161L162 82L160 81L161 86H163L164 88L166 87V88L162 89L161 86H159L160 84L159 85H158V83L156 84V82H155L156 80H155L154 82L157 85V87H156V85H154L153 81L151 84L149 83L150 84L149 86L152 87L154 85L156 90L149 88V91L150 92L153 91V93H158V89H159V92L161 91V93L163 94L162 97L164 99H168V98H170L176 94L178 96L177 97L178 101L182 102L183 104L188 103V101L190 99H191V102H189V103H192L191 96L189 95V93H187L185 91H189L191 93H200L201 92L200 82L198 80H194L193 76H188V75L182 74V73H181V75L179 74L180 68H182V65L185 63V62L184 63L180 62V57L178 58V56L181 55L180 54V51L182 48L181 43L184 42V44H182V45H185V42L187 40H191L194 37L195 30L197 31L199 28H203L205 30L210 31L213 28V25L215 26V28L218 26L217 27L218 29L216 30L217 31V34H216L217 37L215 35V38L213 39V45H212L213 51H211L212 49L209 48V50L211 52H213L212 53L213 58H212V56H210V57L212 58V62L217 61L216 62L217 66L223 65V66L230 68L234 65V62H236L238 59H236V57L232 56L233 52H229V51H232L234 49L232 47L235 45V42L238 41V38L239 39L243 38V37H241V35L243 36V34H245L246 37L248 36L247 37L248 39L245 38L246 40H244V41H246V43L243 42V39L242 40L240 39L241 40L240 43L242 42L241 44H243V46L246 45V47H247V44H248L247 41L249 40L250 35L249 34L247 35V33L245 31L243 33L240 32L241 35L239 37V35L236 33V35L238 37H237V39L235 38V40H233V38H231V36H230V38L223 36L226 28H229L231 25H233V23L236 21L237 18L241 19V17L244 14L242 10H244L245 14L247 12V16L249 15L248 17L250 18L254 15L255 12L258 13L260 11L258 9H260L261 7L264 6V4H262L263 1L261 2L260 0L259 1L261 3V6H258V0H257V3L255 0H152V2L150 4H147V0H137L138 4L135 8L132 7L133 3H134V2L132 3L133 0H122V1H120V0H83ZM149 1H151V0H148V3H149ZM253 1L256 3V8H257V9H255L256 11L254 13H253V11L250 10L251 8L253 9L255 7V4L254 5L252 4ZM145 3H146V5H145ZM260 3H259V5H260ZM109 4H111V5L109 6ZM151 4H153V6H151V7H153V9L155 10L156 13L152 12V10L148 11V8L146 6L151 5ZM174 4L179 7L178 10L176 9L178 7H176ZM173 5H174V7H176L175 8L176 12L178 11L176 13V15H173V13H172L175 10L174 11H173V9H172V11L170 10L173 7ZM252 5L254 7L250 8V6H252ZM106 6L110 7V8L107 10ZM170 6H171V8L168 10V8ZM79 7L77 6V9H80ZM116 7H121L122 9H124V11L122 10V13H123L122 16L118 15ZM143 8L145 10L147 8L146 12L143 11L144 10ZM135 9H136V11H134ZM261 9L263 11L264 7ZM73 10L75 12H73ZM126 10L128 13L126 12ZM223 10L224 11H227V10L230 11L231 10L229 12L231 14L230 15L228 14L229 17H226L228 19L227 20L225 19L226 21L224 22V24L221 23L220 19H219V17H221L220 14L227 13V12H223ZM78 11H79V13L82 11L81 12L82 16L83 15L86 16V17L84 16V20L82 17L80 18L81 14H78L77 13ZM262 11H260L259 13H261ZM248 12L251 13V16H250V14H248ZM69 13H71V14L69 15ZM100 13H103V14L100 15ZM105 13L106 14L108 13V14L106 15ZM150 13H152V15ZM259 13H258V15L255 14V16H253L254 18L255 17L257 18L259 16L258 17L259 19H257L259 21H257V23L255 21L256 25L251 26V27H253L252 29L248 28V30L251 29L250 30L251 32L247 30L249 33H251V36H253L252 35V34H254L253 32L256 31L255 32L256 36H254V38L257 37L255 42L257 41L256 43H257L258 48H256V50H254L253 46L250 45L251 50H254L255 52L254 51L252 53L249 52L251 55L247 52L248 50L246 52H244L245 55H246V53H247V55H249L246 57V59L248 57L254 58V59H250L249 61H252V62L248 61V62H245V64L242 62L243 65H241V64H240L241 66L238 65L239 66L238 68L235 67L229 73L228 79L233 75L236 78V80H234V81H237V82L236 83L234 82L232 85L238 84L237 85L238 87L235 86L233 88V86H232L231 87L232 89L231 88L227 89V86L230 85V83L226 82V83H228V85L225 87L226 89L223 88L224 86L222 87L223 91H221V89H219L221 94H222V96H221L222 99H221V97L218 96V95H220V93L216 92L218 90L212 91V92H214L215 95L211 92V95L213 94L214 97L216 96L215 99L218 96L217 101H213V102H215V103L218 102L219 98L221 99L222 102L224 101L223 99H225L227 101V102L225 101L226 105L221 103V104H219L220 106L218 105L219 107L217 106V104L216 105L214 104L213 106H211L213 104V102H212V104H210L211 103L210 101H212L214 99V98L213 99L211 98V97H213V95L210 96L207 94H203V97H202V94H200V98L202 100L199 99L198 105L203 110L201 108H199L198 106H197V108L196 107L195 108L196 109L199 108V110H202L203 112L201 111L202 113H199V110L196 111V109H193L196 111V113H198L197 114V117H198V115L204 116V114L206 112L207 113L213 112V114H216V112H217L216 110L218 108V110L220 109L219 110L220 113L218 112L217 114H219L221 121L218 118L217 119L220 122H222L220 124V126L223 124H226V123H227V125H229L230 122H232V124H230L229 127L227 125H224L226 130H225L224 126H221L222 128L221 127L218 128L219 125H217L218 123L216 124L217 120L214 119L217 116L215 117L211 113L214 117H210V119L213 118L212 120L213 121L215 120V122H213V123L211 122V123L212 124L215 123L217 129L221 128V129H223V131L224 130L226 131V132L224 131L223 133H221V134H223V136H221L218 133L220 135V140L225 139L227 137L226 135L224 136V134L227 133V131H229L228 129L230 127L232 128V131L235 130L236 132H238L240 130L238 133H239V136L242 135V137L240 138V141L238 140V142H241L242 140L245 141V143L247 142L248 145L245 143L243 144V141L241 143L242 147L244 148L243 145H245L246 148H244V150H242L241 148H239L240 146H238V144H239L238 142H237V145L235 144V141H237V139H238L237 138L238 134H235L236 132L235 133L233 132L232 137H231L230 133L232 131L230 130L231 132H228L230 135V136L228 135V140H229V137L232 138V140H233V136L237 139L234 138L235 139L234 142L230 139L232 141L231 142L229 140L230 143L229 142L227 143L226 142L227 140H222V141H224V144H226V145H223L224 149L222 151L226 150L227 147L225 148V146L230 144L231 146L230 145L228 146V148L232 147L230 150L234 149L236 151L238 148V150L236 151L237 154L235 153L238 156L239 150L240 151L242 150V152L246 151L247 146H249V148H250L249 152L247 150L248 155H249V153H251L249 156H247V154H246V156L244 155L245 157L244 156L241 157V155L244 154V152L243 153L241 152V153H239V156H240V158H239V157L234 155L233 151H231L233 153V155L235 156L234 157V156H232V153L230 152V150L228 148H227L228 152L227 151L225 152V153H227V156H228V154H230V157L234 158L233 160H235L234 161L235 163H237V161L239 160L238 165L235 164L234 162H231L230 160H229L230 162L228 161L229 164L233 163L232 165H235V167L237 165L236 168H239L238 166L240 165V163H242L243 169L242 170L236 169L232 165H231L232 167L227 166L228 163L226 160L229 159V156L228 157L225 156L223 154V152H221L222 154L219 153V154H221L222 158L219 157L218 154L217 155L215 154L217 156V158L220 159V160L217 159L218 161H216L215 158L213 157V153L208 150L207 156H204V155L195 156L194 155V157L190 160V162L192 163L191 169H188V168H190L191 163L188 164L189 166H187V164L185 165L184 163L180 162V164L178 165V172L176 173L175 177L173 179H171L170 181L164 183V185H163V187H165L164 191L160 192V193L153 194L152 197L148 201L146 199L144 200V192L145 191L141 187H138L137 189H135L132 186H129V187L123 189L122 203H125V206H123L122 209L124 211L130 210L131 213H133L134 216H133L132 222L130 224L125 223V225H123L124 223L122 222L123 224L121 225L120 220H119L120 222H114L113 223L114 219H111V218L104 219L103 221H101V224H100L101 228L99 227V230L96 229L95 231H92V233L90 235H88L86 238L78 241V243L75 242V243H73V245L70 244L71 248L69 246H68L69 248H67V247L64 248L60 252V254L58 256V261L56 264H73V263L74 264H264V251L261 249L260 251L258 250V252H257V250H255V249H257V248H255L256 246L255 245L252 246V244L249 245V243L247 244L248 246H246V249L243 252L242 251L241 252L236 251L234 249H233L234 251H232V252L228 249V251H229L228 252L227 250H224V248H222L223 252L226 251L227 253L225 252V254H222V253L220 254L218 252V250L217 251L215 250L216 248H219V250L221 251L220 246L218 247L217 245H219L218 241H222V240L216 241L217 240L216 237H217L218 231L220 229L222 231H226L227 230L226 228H228L229 231L231 230V228H234V229L239 228L240 229V227L244 228V227H242L243 226L242 223H245L244 226L247 229H249V232H251L250 227L252 225H255V226L256 225H260V226L264 225L263 224L264 221L262 222L263 225L260 223V221H262V220L259 221V217H261L259 215H261V213H262L261 209L263 208V210H264V207H263V205H261L262 203H260V200L258 197V196L262 197L264 195V188H262V187H264V185H263L264 184V175H262L263 171H264V47H263L264 46V26H263L264 25V14L261 13V16H260ZM154 14H155V16H154ZM235 14H236V17H235ZM133 15H134V17L132 18L131 16H133ZM240 15H242V16H240ZM247 16L245 15V17H247ZM245 17L243 16L242 19L246 20ZM248 17H247V19H248ZM139 18H141L142 20H140ZM143 18H145V20ZM256 18L254 20H256ZM79 19H80V21H78ZM81 20L84 21V22L82 21L83 24L80 23ZM254 20L252 19V22H254ZM248 21H250V23H251V19ZM126 22H128V23H126ZM52 23H54V24L56 23L55 24L56 27L55 26L52 27V25H53ZM139 23H137V24H139ZM148 23H146V24H148ZM95 24L97 26H94ZM130 24L133 25V27H131ZM140 24L137 26H140ZM252 24L253 23L249 24V27ZM80 25H83V26H80ZM164 26H166V25H164ZM167 27H169V26L167 25ZM230 28H232V27H230ZM164 29L166 30L165 27H164ZM257 29H258V31L261 30L260 34H262V35L257 36V34H259L257 32ZM51 31H52V33H51ZM164 31H162V33ZM44 33H45V35H44ZM62 33H63V35H62ZM69 33H72L73 36L69 35ZM66 34H68L69 37ZM76 35H78V34H76ZM236 35L234 34V36H236ZM34 36H35V38H34ZM44 36H45V38H50V41H49V39H45ZM161 36L163 38V34H161ZM186 36H188V37H186ZM12 37H14V38H12ZM92 37H93V39H92ZM126 37L124 39V43H126L128 40H130V39L127 40V38H129V37H127V38ZM65 38L62 41L63 43L66 42ZM42 39L43 40L45 39L46 42H48V43L45 44V41L43 42ZM59 39H60V42L56 43L59 41ZM68 39H67V41L69 42L70 46L73 45L72 42L69 41ZM41 40H42V42H41ZM51 40H52V43H50ZM91 40H93V41L91 42ZM160 40H161V38H160ZM252 40H250V41L252 42ZM176 41H177V43H176ZM27 42H28V44H27ZM35 42H37V43H35ZM39 42H40V44H39ZM68 42H66L67 45L65 44L62 47L67 46V48H68ZM146 42L147 41L145 39V45L147 46L148 44ZM255 42L253 44L252 43L251 44L256 47ZM53 43H54V45H53ZM22 44H26V46L23 45L25 49L22 47ZM88 44H87V46H89ZM258 44H259V46H258ZM74 45H75V43H74ZM145 45L142 44V46H144V47H140V51H139L140 53L138 54V56L136 58L134 57L135 59L132 57V55H130V52H127V55L125 54L126 62H128L129 64L126 62H124V63H125V65H127L126 66L127 69H129L128 67H130V69L132 71V75H133V76H130L131 75L130 74L129 77L127 75L123 78V82H124L125 86H127V87H131L130 83H131V85L134 83V79L133 80L131 79L132 77H134L132 69H134L138 64L141 66L142 63H144V62H145V64H147V65H145V64L144 65L148 66V67L151 64L150 63V60L152 59L151 56H150L151 59H149V63H147L148 62L147 60L146 61L144 60L146 58H149L148 55L151 53L150 51H152L151 49H150V51H148V47L151 48L150 45H148L147 48ZM59 46H61V43ZM73 46H72V48H73ZM99 46L96 45L95 48L99 47ZM171 46L174 48H172ZM62 47H61V49H62ZM107 47L105 48V45H104L103 49H105V50H103V51H104V55L105 56L107 55L106 58H109V55H110L112 49L108 50ZM67 48H63V49H65V51L63 52L64 54L66 53V51H67V53L69 52V50ZM70 48L71 47H69V49ZM72 48L70 49L69 53L72 56L71 50H74L76 52V55H75V53L73 51L74 57L75 56L77 57L80 52L77 53L76 50H78L79 47L76 46L73 49ZM63 49H62V51H63ZM100 49L102 50L101 46H100ZM56 50H54V52H57ZM83 50H84V48H83ZM99 50L97 48V50H95V52L99 51ZM62 51H59V52H62ZM105 51L106 52L109 51V52H107V54H106ZM102 52L100 51L101 54H103ZM207 52L208 51L206 50V53H204V54L209 57V55H208L209 52L208 53ZM211 52L209 54H211ZM239 52H240V54L243 53L241 51H238L236 53L239 54ZM97 53H99V52H97ZM230 53H231V56L229 55ZM234 53H235V51H234ZM57 54H58V52H57ZM223 54H225V55H223ZM58 55H60V53ZM143 55H144V57H145V55H147V56L144 58ZM202 55L203 54H200V57ZM191 56L194 57L195 55H191ZM191 56L189 58H191ZM207 56H205V57L208 60ZM235 56H236V54H235ZM240 56L245 57L243 55H240ZM240 56L238 55L237 57H239L241 59ZM55 57H58V56L56 55ZM176 57L179 59V62L177 59H176L177 61L175 60ZM255 57H256V59H255ZM49 58H50V56H49ZM86 59L87 58H85V60ZM127 59H128V61H127ZM195 59H197V61H198L199 60L198 56H197V58L195 57ZM240 59L238 61H242ZM246 59H243V61H245ZM51 60L49 59L48 61L51 62ZM85 60H83V62ZM141 60H142V62H141ZM191 60L193 61L194 59L191 58L189 61H191ZM256 60H257V62H256ZM192 61L189 63H194ZM194 61L196 62V60H194ZM87 62H88V59L85 62L86 68L90 67L89 65L91 64V63L89 64ZM102 63H100V67H103V65H104L105 69L108 72L110 70V72H109L110 74H111V71L113 72V69L115 71V68L107 66L108 64H106V62L103 65H101ZM160 63H161V65H160ZM208 63H209V61H208ZM72 64H73V67H75L74 69H76L79 66L78 65L76 67V65H74V64H77L76 60H75V62H72ZM82 65H83L82 67L84 68V63H82ZM156 65L157 66L160 65V68H161L160 71L158 70ZM140 66H139V68L137 67L138 69L136 68V71L141 69V67L143 68V66H141V67ZM152 66L154 67L153 63L151 65V67ZM79 67L81 69V65ZM108 67H109V69H108ZM123 67H124V64H123ZM116 68H118V67H116ZM155 69L159 73L156 72V74H154ZM67 70H68V73L66 75ZM134 71H135V69H134ZM81 73L83 75L82 78H81ZM112 74H111V76H112ZM153 74L155 77L153 76ZM48 75H49V77H48ZM43 76H46L47 78L44 77L43 79H41ZM65 76H67V77L69 76L68 77L69 79H70V77H72V79L74 81H76L75 82L76 84H74L75 86H73V82H72L71 87L67 86V84H69V85L71 84V79H70V83L68 82L66 84V83H64V81L66 80ZM111 76L109 77V79L111 78ZM233 76L231 77L232 79H234ZM95 77H97V75ZM135 77H136V75H135ZM58 78H57V80H59ZM62 78H63V81L61 80ZM231 78L229 79V81L231 80ZM107 79H108V77H107ZM17 80H18V82H16ZM40 80H44V81H42L43 83H41ZM52 80L53 81L55 80V81L53 82ZM94 80L92 82H94ZM130 80H132V81H130ZM51 81L53 82L54 85H52ZM205 81H204V83H205ZM243 81L246 85L243 83ZM113 82H114V79L112 77L110 80H107V84L106 83L103 84V87L105 86V88L102 87V90H104V92H103L104 95H102L99 100L101 102H104L105 99L103 100V98H102L104 96V98L112 101V102L111 101L108 102L106 100V102L104 104L106 106L110 102H111L110 103V105H111L115 101L114 99L116 98V94L110 92V88L112 87V85H114ZM230 82H233V80H231ZM242 83L245 85V86L242 85L245 87V89H246L245 91H244V88H242V86L240 85ZM64 84H65V86H64L65 89L62 87ZM81 84H82V86H81ZM38 85L40 87H42V89L38 88L39 87ZM49 85H50V87H49ZM239 87L241 90L239 89ZM150 89H152V90H150ZM71 90L72 91L74 90V92L77 95L78 94L79 95L76 97L75 93H74V95H72V96H74L75 98L67 96L70 93L72 94V92L68 93V91H71ZM162 90H164V91H162ZM224 90H225V92H224ZM239 90L241 93L239 92ZM38 91L39 92L43 91V93L45 92L46 95L49 96V98L46 97V99L48 98V100H47L48 102L45 101L43 104L38 100L35 102V100H36L35 97H38L37 94H40ZM141 92H144V91H141ZM184 92H185V94H183ZM138 93L141 94L140 92H138ZM216 93L217 94L219 93V94L216 95ZM114 94H115V96H114ZM136 94L134 96H136L137 99H140L141 96L138 94L136 95ZM33 95H35L34 98H33ZM187 95H188V97H186ZM255 95H257V97H254ZM30 96L32 98H29ZM60 96H57L58 108H57L56 114L58 116H62V114H66L65 108H67L66 106L68 105L67 103H66V105H63L64 101L62 103ZM137 96H139L140 98H138ZM142 97H143V95H142ZM189 97H190V99H188ZM74 99H78V100L75 101ZM83 99L86 102L89 100L91 102L92 106L90 105L89 101L87 102V105H85L86 104L85 101L83 104V102H82ZM100 101H97L96 105H98ZM178 101H177V103H178ZM207 101L210 103H207ZM27 102H26V105L29 104ZM202 103L205 106H207V105H209V106L204 108L203 107L204 105ZM22 104L25 105V103H23V102H22ZM22 104H20V105L22 106ZM81 104H83L82 107H79V106H81ZM116 104L117 103L115 102L114 107H116ZM26 105L23 108L25 110H26ZM96 105H94V106L96 107ZM119 105L121 106V104H118V106ZM0 106H1V104H0ZM10 106L7 107V109H9ZM112 106H113V104H112ZM16 107H18V106H16ZM20 107H18V108H20ZM14 108H12V109H14ZM18 108L14 109V110L19 111L20 109H18ZM77 108L75 109V111H79V110H77ZM0 109H3V108H0ZM92 110H94V111H92ZM204 110L206 112H204ZM222 110L224 113H221ZM1 111H6V109H3ZM191 113L193 114L194 112L192 111ZM194 115H196V114H194ZM253 118H255V120H257V122H256L257 124L255 125V127L253 126V124H250V123H252L251 121ZM19 120H21V119H19ZM248 120H251V121H248ZM233 124H235L234 127L231 126ZM248 124L251 126H248ZM0 125H1V123H0ZM213 126L215 127V125H213ZM235 127H237V128L235 129ZM217 129L215 130L216 134H217V131H219ZM220 132H222V130ZM240 132L242 133L241 135H240ZM7 135L8 134H6V137L5 136L4 137L7 138ZM10 137H11V135H10ZM3 138H2V140H3ZM5 138H4V140H9L8 138L7 139H5ZM2 140L0 139V141H2ZM233 143L235 144L234 147L237 146L236 148H233V146H232ZM211 149H213V147ZM261 149H263V150H261ZM257 153H260V154L258 155ZM251 156H253V157H251ZM246 157H247V161H245ZM232 158H231V160H232ZM235 158H237V160ZM242 158H244V159L241 162L240 160ZM249 159L252 161V163L250 162ZM248 161H249V163L244 164L245 162H248ZM256 161H257V163H255ZM250 163H251V165H248ZM255 164H257V165H255ZM258 164H260V165H258ZM244 165H247L246 167L250 166L251 168L248 167V169L250 168L249 170H251V171L255 167L254 170L258 169V171H256L257 173L260 170H262L261 174H259L260 172L258 173L259 177L262 176L261 180L259 179V177H257L258 174L254 175L256 173L254 170L253 171L255 173L249 174L251 172H248L249 170ZM261 165H263V166L260 168ZM7 169H8L7 167L4 168L5 171ZM244 169H247L246 171L248 172V174L250 176H252V177L255 176L256 182H258L257 179L260 180L258 185L259 186L261 185V187H259V188L260 189L262 188V190L259 189L258 194L255 195V197H257L256 200H259V203H257V204L261 205L260 206L261 208L258 206L260 209L256 207L257 205H254V204H256L255 197L249 198L247 196L246 199L248 201L246 200V202H248V203L245 202L243 204V202L245 201V197L241 196V195H243V192H244V191L242 192L241 190L247 189V187L244 188L245 186L249 185V188H251V186L253 185V184H249V180H248V178H246L248 174H244L246 172ZM11 170L9 169V170H7V172H9V171L13 172L14 169H11ZM228 174H229V176H231V177H229L230 180H231V178L234 179V181H233L234 183L231 184V181H230V184H229L230 187H227V189L224 191L218 190L220 187H223V183L225 181L224 179H226V175H228ZM4 177H6L5 172H0V182L2 181L0 183V264H33V262H32L33 258H30L32 255L29 257H28V255H26L29 253V251L27 250V249H29V247H28L29 243H27V241H28V238L30 236H32V235H30V233L32 232V229L36 226L35 224H37V222L34 221L33 219L36 220V217L39 214V210H40V206H39L40 204L39 203L42 201V200H40V199H42L41 198V190L39 187H37V184H35L36 182L33 181L32 183L35 186L32 185L31 183L30 184H31V186L38 188V189L36 188L37 192L34 191L32 193V194H34V196H32V195L26 196L25 197L26 199H24L20 203L13 197V193L11 194V192L9 191V187L7 186V184H5V178ZM227 178H228V176H227ZM250 179H251V181L254 182L253 178H250ZM256 182H254L255 187L257 186ZM246 183L248 185H246ZM250 183H252V182H250ZM29 185H27V186L31 187ZM254 186H252V187L254 188ZM253 188H251V189H253ZM254 189H256V188H254ZM257 189H258V186H257ZM239 192H241V194ZM36 193H39V194H37L40 196V197L38 196L39 199L36 196ZM234 195H235V198H233ZM238 196H241V198H239ZM251 196H253V195H251ZM27 197H29L30 199ZM240 199L243 202H241L239 204L236 203V200L240 201ZM250 199H253L255 201L250 203ZM11 200H12V202H11ZM234 201H235V203H234L235 206L234 205L232 206V204H233L232 202H234ZM252 203H254V204H252ZM248 205L249 206L254 205V206H252V207H254V209L248 210V207H249ZM239 206H240V208H241V206H248L247 208L245 207L247 211L242 210V208L240 209ZM123 210H121V213ZM209 210H211V212H208ZM227 212H228V214L226 215ZM242 212H244V214ZM121 213H120V215H121ZM224 214L226 216L229 215L228 216L229 218L227 217L229 220L228 219H227V221L225 220L226 223L223 221L224 218L221 217V216L224 217L225 216ZM226 216H225V218H226ZM243 216H246V217L244 218ZM221 219L223 222H221ZM115 221H116V218H115ZM221 223H224V224L220 226ZM118 224H119V226H118ZM126 224H127V226H126ZM219 226L221 228H219ZM255 226H253V227H255ZM257 227H256V229H252V231H256ZM246 228H244L243 230H245ZM35 229L36 228H34L33 230H35ZM239 229L237 230L238 232L242 231V229H240V231H239ZM261 229H262V227H261ZM220 232L221 231H219V233ZM242 232L244 233L245 231H242ZM249 232L247 234L251 235L254 233V232L253 233H249ZM98 233H100V234H98ZM221 233H224V232H221ZM225 233H227V232H225ZM235 233H234V236H235ZM243 233H240V234L238 233L239 238L237 237L238 234H236V238H238V240L240 239L239 242H241L243 240V238H242V236L244 235ZM255 233L257 235V232H255ZM247 234L245 232L246 237L247 236L253 237V236H250ZM115 235H117L116 240L114 242L110 243L109 239L111 238V236H115ZM224 235L221 234L220 238L222 239L224 237ZM240 236L242 239L240 238ZM102 237H104V239L105 238L106 239L103 240ZM249 237H248V239H249ZM217 238H219V235ZM232 238H234V237L232 236ZM250 239L248 240L249 242L251 241ZM254 239H255V237L252 238V241H254ZM256 239H257V237H256ZM215 241L217 244L216 246H215ZM246 241H247V239H246ZM260 245L262 248H264V246H262L263 243H261ZM260 245H259V247H260ZM259 247H258V249H259ZM25 250H26V252L28 251V253H26ZM83 251H86V252H83ZM79 253H81V254H79ZM65 254H67L66 257H65ZM79 256H80V259H79ZM75 258H78L79 260L78 259L75 260ZM89 258H93V259H89ZM34 260H36V259H34ZM38 264H41V263H38Z\"/></svg>",
  "mask_w": 264,
  "mask_h": 264
}]
</instances>
